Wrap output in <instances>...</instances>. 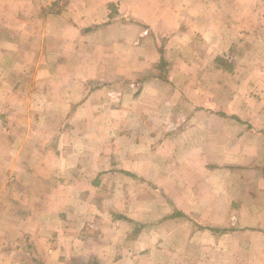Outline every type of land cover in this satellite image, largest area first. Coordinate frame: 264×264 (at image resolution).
<instances>
[{"label":"crops","instance_id":"obj_1","mask_svg":"<svg viewBox=\"0 0 264 264\" xmlns=\"http://www.w3.org/2000/svg\"><path fill=\"white\" fill-rule=\"evenodd\" d=\"M263 5L0 0V264H264Z\"/></svg>","mask_w":264,"mask_h":264},{"label":"rangeland","instance_id":"obj_2","mask_svg":"<svg viewBox=\"0 0 264 264\" xmlns=\"http://www.w3.org/2000/svg\"><path fill=\"white\" fill-rule=\"evenodd\" d=\"M258 7H261V9H263L264 10V5L263 6H258ZM249 13V12H248Z\"/></svg>","mask_w":264,"mask_h":264},{"label":"trees","instance_id":"obj_3","mask_svg":"<svg viewBox=\"0 0 264 264\" xmlns=\"http://www.w3.org/2000/svg\"><path fill=\"white\" fill-rule=\"evenodd\" d=\"M220 60V59H219Z\"/></svg>","mask_w":264,"mask_h":264}]
</instances>
